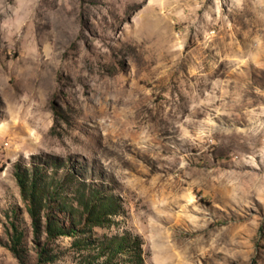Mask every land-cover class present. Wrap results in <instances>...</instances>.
Here are the masks:
<instances>
[{
	"label": "rangeland",
	"instance_id": "374dc122",
	"mask_svg": "<svg viewBox=\"0 0 264 264\" xmlns=\"http://www.w3.org/2000/svg\"><path fill=\"white\" fill-rule=\"evenodd\" d=\"M16 165L117 197L94 237L145 264H264V0H0V264H35Z\"/></svg>",
	"mask_w": 264,
	"mask_h": 264
},
{
	"label": "trees",
	"instance_id": "16d2710c",
	"mask_svg": "<svg viewBox=\"0 0 264 264\" xmlns=\"http://www.w3.org/2000/svg\"><path fill=\"white\" fill-rule=\"evenodd\" d=\"M46 166L26 169L16 165L14 177L26 206L34 240L39 249L35 264H47L57 256L49 255L47 245L59 238H68L74 264H145L143 243L128 231L94 237L96 227H109L112 218L121 214L120 200L86 183L75 182L69 172L59 176L49 173ZM66 216L63 222L59 215ZM9 251L21 263L24 235L16 223L7 228ZM45 242L41 245L40 238ZM51 256V257H49Z\"/></svg>",
	"mask_w": 264,
	"mask_h": 264
}]
</instances>
